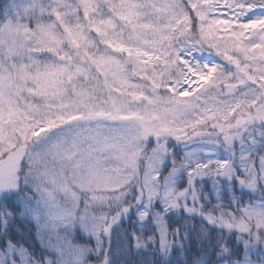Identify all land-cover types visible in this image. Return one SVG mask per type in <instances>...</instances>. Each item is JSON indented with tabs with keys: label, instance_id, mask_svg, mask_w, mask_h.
Returning <instances> with one entry per match:
<instances>
[{
	"label": "snow or ice",
	"instance_id": "obj_1",
	"mask_svg": "<svg viewBox=\"0 0 264 264\" xmlns=\"http://www.w3.org/2000/svg\"><path fill=\"white\" fill-rule=\"evenodd\" d=\"M0 264H264V0H0Z\"/></svg>",
	"mask_w": 264,
	"mask_h": 264
}]
</instances>
